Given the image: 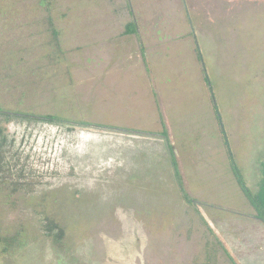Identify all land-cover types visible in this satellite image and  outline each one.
<instances>
[{"label":"rangeland","instance_id":"rangeland-1","mask_svg":"<svg viewBox=\"0 0 264 264\" xmlns=\"http://www.w3.org/2000/svg\"><path fill=\"white\" fill-rule=\"evenodd\" d=\"M212 95L256 190L264 0H0V108L61 119L5 123L0 229L28 244L0 264H264Z\"/></svg>","mask_w":264,"mask_h":264},{"label":"trees","instance_id":"trees-1","mask_svg":"<svg viewBox=\"0 0 264 264\" xmlns=\"http://www.w3.org/2000/svg\"><path fill=\"white\" fill-rule=\"evenodd\" d=\"M41 2L47 3L48 0H41ZM127 32L128 33H137V27L135 22H130L127 26ZM199 59H202L201 53H198ZM203 73H204V80L209 83V77L206 74V70L203 68ZM212 102H213V108H214V113L216 120L220 126V131L223 135L224 139V146L225 149L228 153V158L230 162V166L232 169V172L234 174V177L236 179V182L246 198L248 199L250 205H252V208L256 211L255 217L258 219H261L264 221V158L262 159L260 163V178L258 182L257 189L254 190L248 181L245 179L244 174L241 170V168L238 166V163L236 161L235 154L232 150L231 142L228 137L227 131L225 129L224 123H223V118L222 114L220 112L219 106L217 102L213 99L212 95ZM15 115H30L29 117H34L38 121H46L49 123H53L55 120H58L55 115L52 114H47V115H31V114H26V113H21L17 111H11V110H6L3 108H0V180H8L9 177L12 179V161L9 159L6 155V146H7V138H8V133L7 129L5 126L6 121L11 120ZM61 120V119H59ZM58 120V121H59ZM164 135L167 137V129L164 127L163 130ZM172 149V148H171ZM172 165L174 169V176L175 179L180 187V190L182 192V195L184 199L188 202L191 203H196L197 200L192 198L188 192L186 191L182 179V175L179 170V166L177 163L176 158L173 156L172 157ZM12 166V167H11ZM14 180V179H13ZM13 183L18 184V180H14ZM12 184V183H11ZM14 190H17V187H14ZM44 233L47 235V237L52 239V243L56 245L57 247L62 248V241L65 236V230L64 228L59 225L57 222L49 219L47 222L42 227ZM21 234H14V235H2V230L0 229V244L2 245V250L4 252L7 251H12L16 249H20L25 247L28 242L25 239H21ZM229 257L233 260V257L228 253ZM233 263H235V260H233ZM57 264H71V261L68 260L67 258L63 257H58L57 259Z\"/></svg>","mask_w":264,"mask_h":264},{"label":"crops","instance_id":"crops-1","mask_svg":"<svg viewBox=\"0 0 264 264\" xmlns=\"http://www.w3.org/2000/svg\"><path fill=\"white\" fill-rule=\"evenodd\" d=\"M162 124H163V128L164 127L166 128L164 121L162 122ZM167 134H168V131H167ZM167 137H168V135H167ZM177 163H178V166L180 167V162H177ZM168 165L171 166L172 164H168ZM252 218L254 219L255 222H257L260 225V228L262 229L261 233H259V235L255 234V236H251V238H253L256 241V242H254V244L258 247L257 251H255V254H256L258 252V250H260L262 248L264 249V221L261 222V220L256 218L255 216ZM257 238H258V240H257Z\"/></svg>","mask_w":264,"mask_h":264},{"label":"flooded vegetation","instance_id":"flooded-vegetation-1","mask_svg":"<svg viewBox=\"0 0 264 264\" xmlns=\"http://www.w3.org/2000/svg\"><path fill=\"white\" fill-rule=\"evenodd\" d=\"M54 123V122H53Z\"/></svg>","mask_w":264,"mask_h":264}]
</instances>
